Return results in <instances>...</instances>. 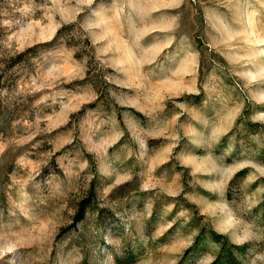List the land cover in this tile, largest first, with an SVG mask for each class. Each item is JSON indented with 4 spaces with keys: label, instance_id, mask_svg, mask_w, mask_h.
<instances>
[{
    "label": "rangeland",
    "instance_id": "1",
    "mask_svg": "<svg viewBox=\"0 0 264 264\" xmlns=\"http://www.w3.org/2000/svg\"><path fill=\"white\" fill-rule=\"evenodd\" d=\"M0 264H264V0H0Z\"/></svg>",
    "mask_w": 264,
    "mask_h": 264
}]
</instances>
